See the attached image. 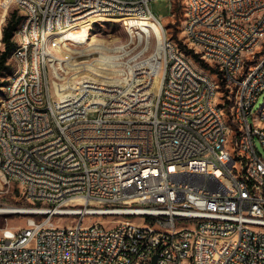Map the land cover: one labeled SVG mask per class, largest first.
I'll use <instances>...</instances> for the list:
<instances>
[{
  "label": "built area",
  "instance_id": "built-area-1",
  "mask_svg": "<svg viewBox=\"0 0 264 264\" xmlns=\"http://www.w3.org/2000/svg\"><path fill=\"white\" fill-rule=\"evenodd\" d=\"M33 1L14 4L23 16ZM152 1L41 0L19 25L15 39L46 33L49 46H31L33 61L45 58L38 80L10 78L19 124L0 118V174L41 207L25 228L0 227V264H264V157L256 147L258 139L264 150V124L249 121L264 92V49L251 56L264 41V0H191L184 40L200 65L211 57L205 65L219 76L222 100L212 79L186 66ZM92 18L155 19L163 54L130 81L99 87L103 107L90 96L88 107L71 106L49 78L58 42L50 32ZM42 86L47 96H38ZM104 98L115 101L116 116L106 115ZM218 102L231 124H219ZM76 110H84L81 122ZM132 110L141 117L129 120ZM73 199L81 204L67 206ZM110 217L123 219L106 225Z\"/></svg>",
  "mask_w": 264,
  "mask_h": 264
},
{
  "label": "rangeland",
  "instance_id": "rangeland-1",
  "mask_svg": "<svg viewBox=\"0 0 264 264\" xmlns=\"http://www.w3.org/2000/svg\"><path fill=\"white\" fill-rule=\"evenodd\" d=\"M184 1L185 0H173V2L154 0L151 2L150 8L155 16L162 17L161 24L166 31L168 39L172 40L178 49L184 53L187 58L192 60L194 66L200 70V72L208 74L219 81L217 76H213L211 72L206 71L199 63L197 64L194 61L192 58L193 53H190L193 52V50L184 40L185 35L183 29L185 28L187 13L186 1L185 3ZM13 11H18L19 14H21V11L17 5L14 4L13 0H0V21L4 16L2 36H0V56L5 49L2 42L3 28ZM137 22L138 20H98L92 24L90 29L91 38H96L94 46H89L91 40L89 43L83 44L80 42L74 46H67V42L62 44V51L65 52V55L57 53V60L49 67V78L57 88V92L58 87L61 88L66 86H69L75 91L76 95L73 94L70 97L75 104L71 106L81 105L82 107L86 104L89 96L90 99H101L102 94H100L99 87L124 84L130 81L136 74L143 73L146 70L149 71L156 67V65L158 66L163 54V47H161L162 42L157 40L154 31L144 32L137 26ZM159 26L158 28H160ZM63 37L64 35L58 36V38ZM51 39H57V37ZM260 50L262 49L258 50L256 56H260ZM7 65L10 66L11 71L2 76L1 82H5L8 86L11 82L10 78L15 77V74L19 70L17 67L20 66L14 58H10ZM90 69H96V71H98L96 72L97 75L105 77L104 80L102 77L92 74V70ZM158 82L159 79L155 78V85H157ZM6 85L0 87V104L6 96ZM88 86L92 87L87 88ZM219 92V99H224V91H222L221 87ZM105 99L109 100V98ZM66 103L72 102L69 101ZM263 105L264 92L261 93L252 109L249 117L251 124L261 126L257 118ZM77 116L80 115H74V117ZM256 147L264 157V150L258 139H256ZM40 207L41 205L29 201L22 195V189L16 182L7 184L0 174V209H12L17 211L13 214H0L1 228H25L31 217L28 213ZM122 219L121 217H110L107 218L105 224L110 225L111 222L122 221ZM58 222L57 219L54 220L55 224ZM71 222L72 220L68 221V223ZM89 222L90 220L87 219L86 224Z\"/></svg>",
  "mask_w": 264,
  "mask_h": 264
},
{
  "label": "bare ground",
  "instance_id": "bare-ground-1",
  "mask_svg": "<svg viewBox=\"0 0 264 264\" xmlns=\"http://www.w3.org/2000/svg\"><path fill=\"white\" fill-rule=\"evenodd\" d=\"M185 1L187 7L185 25H189L190 13L192 11V1L191 0H185ZM40 7H41V0H34L33 8H25V11L23 12L24 21H30L31 19H33L34 8H40ZM94 10H101V1H94ZM3 19L4 16L1 18L0 21V36H2V25L4 22ZM98 20L101 19L100 18L89 19L88 26L84 25L83 27L70 26L67 29H63V26H55V32H50V39L57 37V33L58 36L64 35L63 38H58L57 53L60 55H65V52L62 51L63 49L62 44L67 41H72L76 44L81 42L84 44V43H89L91 40L89 46H94L95 45L94 42H96V38L95 37L91 38L90 29L92 24ZM131 20H138L137 26H139L144 32L154 31L157 40H159V42H162L163 34L161 29L158 28L159 24L156 23L155 19H147V20L131 19ZM254 25H256V17H248L247 26H254ZM196 33H203V26H196ZM184 35H185V39H188L187 31H184ZM15 42H16V49L13 54V58L19 63L20 68L15 74L14 79H18L19 84H26L27 81L35 82L36 80L39 79V77H41L42 68H45V58H38L37 62L33 61V54L30 53L31 46L41 47V52H48L49 37L46 33H38L35 34L34 36L19 37L15 39ZM263 44L264 41H255L254 48L251 49V56H256L258 50L262 49ZM204 60L211 63V57H204ZM184 63L186 64V66H192V73H199V70L194 66L192 60H190L186 56H184ZM23 65H25V67H23ZM96 72H98L96 71V69L92 70V74L97 75ZM97 76L102 77V75H97ZM102 78L104 80L105 77ZM200 78L212 79L214 100H220L219 89L221 86L219 82L214 78H212L211 76H209L208 74L202 72H200ZM91 87L92 86H88L87 88H91ZM12 90H13V83L11 81L6 87V96L2 101V103L0 104V118H3L5 124H19L18 115H16V113L14 112H11V108H9L8 100L12 96ZM17 93H24V86H17ZM48 93H49V86L39 87L38 96H47ZM58 94L61 97L65 96V103L70 101L72 102L71 105L75 104V102L73 103L70 97L73 94L76 95V93L69 86L61 87V88L58 87ZM90 100L92 102V106L103 107L102 98L97 100L96 99H90ZM88 106H89V98L86 104H84L82 107H88ZM104 107H106L107 116H116L115 101H112V98H109V100L108 99L106 100L104 98ZM253 107L254 106L251 107V112ZM75 115H80V116L74 117V122H81V120L84 119V116H82L84 115V110H76ZM258 115L259 116L257 119H259V123L264 124V105L262 106L260 113ZM136 117H141V110H132V113H129V120H136ZM218 119H219V124H231L230 117L227 116L225 102H218ZM79 204H81V201L78 199H73L67 202V206H72V205L77 206ZM16 212H17L16 210H12V209H0L1 215L13 214Z\"/></svg>",
  "mask_w": 264,
  "mask_h": 264
},
{
  "label": "trees",
  "instance_id": "trees-1",
  "mask_svg": "<svg viewBox=\"0 0 264 264\" xmlns=\"http://www.w3.org/2000/svg\"><path fill=\"white\" fill-rule=\"evenodd\" d=\"M184 3H185V1H184ZM22 20L24 21V17L22 16V14H19L18 11H13L10 14V16L8 17L6 25L3 28L2 42H3L5 49H4V52L0 56V87L6 85L5 82H1L2 76L5 73H8L11 71V68L9 65H7V62L10 58H13V54H14L15 49H16L15 35H16V32H17L19 25L21 24ZM183 33H184V31H183ZM263 49H264V44L262 46V50ZM190 53H193V52H190ZM192 58L194 59V61L197 64L199 63V59L196 55L193 54ZM205 64H211V63L204 60V64L201 65V67L203 69H205L206 71H209V67ZM209 72H211V74L213 75L212 71H209ZM217 77L219 80V76H217ZM218 82L221 86L222 91L224 90V97H225V89L222 88L221 81H218Z\"/></svg>",
  "mask_w": 264,
  "mask_h": 264
},
{
  "label": "water",
  "instance_id": "water-1",
  "mask_svg": "<svg viewBox=\"0 0 264 264\" xmlns=\"http://www.w3.org/2000/svg\"><path fill=\"white\" fill-rule=\"evenodd\" d=\"M156 262H157V258L155 257L153 260V264H156Z\"/></svg>",
  "mask_w": 264,
  "mask_h": 264
}]
</instances>
